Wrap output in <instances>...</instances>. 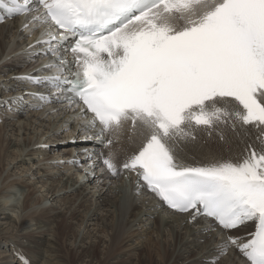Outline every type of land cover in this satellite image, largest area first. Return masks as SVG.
Returning a JSON list of instances; mask_svg holds the SVG:
<instances>
[{
	"label": "snow or ice",
	"instance_id": "obj_1",
	"mask_svg": "<svg viewBox=\"0 0 264 264\" xmlns=\"http://www.w3.org/2000/svg\"><path fill=\"white\" fill-rule=\"evenodd\" d=\"M0 10L28 16L30 34L43 29L37 43L57 75L26 78L49 86L43 104L83 105L92 114L84 131L104 148L126 132L142 138L123 160L93 154L111 175L135 174L193 221L226 231L254 222L247 236L227 235L217 255L235 247L246 264H264V0H0ZM237 125L260 131L259 151L239 162H178L179 141Z\"/></svg>",
	"mask_w": 264,
	"mask_h": 264
},
{
	"label": "bare ground",
	"instance_id": "obj_2",
	"mask_svg": "<svg viewBox=\"0 0 264 264\" xmlns=\"http://www.w3.org/2000/svg\"><path fill=\"white\" fill-rule=\"evenodd\" d=\"M26 20L0 24V264H23L13 255L18 251L34 264H64L65 247L80 264H94L96 250L100 264H246L234 247L217 254L227 235L245 236L254 222L224 233L211 222L190 223V216L168 212L135 174L113 176L93 155L116 152L123 160L139 150L141 137L129 139L126 132L104 148L84 131V108L35 98L34 92L50 91L26 78L42 79L56 58L37 43L43 29L23 30ZM260 136L252 126L197 130L195 140L177 143V160L239 162L260 150ZM19 192L23 201L16 204Z\"/></svg>",
	"mask_w": 264,
	"mask_h": 264
},
{
	"label": "rangeland",
	"instance_id": "obj_3",
	"mask_svg": "<svg viewBox=\"0 0 264 264\" xmlns=\"http://www.w3.org/2000/svg\"><path fill=\"white\" fill-rule=\"evenodd\" d=\"M63 146V145H62ZM20 195V196H19ZM20 197V198H19ZM22 197V198H21ZM19 199V200H18ZM21 200L23 201V195H22V193L21 192H19L18 193V197H16V200H14L15 201V203L17 204V203H21ZM75 222V221H74ZM73 222V223H74ZM77 227V226H76ZM26 242V243H25ZM23 243H25V244H23V245H28L29 244V242H28V240H26V239H23ZM69 247H65L64 248V250H63V256H64V264H69V263H65L66 262V258H69V256H70V260H71V264H80V262H79V260H77V259H74L75 258V256H74V254H73V251H71L70 249H68ZM22 249V248H21ZM26 249H27V247H26ZM22 250H24V248L22 249ZM1 251V250H0ZM3 251V250H2ZM26 251V250H25ZM38 253V252H37ZM36 253V254H37ZM13 255H15V256H17L16 258H18L19 259V261H20V257L22 256V257H24L25 255H22L21 253H19V251L16 253V254H13ZM39 255V254H38ZM27 256V255H26ZM25 256V259L28 261V260H30L31 261V259L29 258V257H26ZM33 256H34V254H33ZM94 256H95V261H94V264H100V263H98L99 262V257H100V251L99 250H96L95 251V253H94ZM97 257V258H96ZM29 258V259H28ZM73 258V259H72ZM33 261V260H32ZM31 261V264H34L33 262ZM23 263V262H22ZM58 264H62V262H60V263H58Z\"/></svg>",
	"mask_w": 264,
	"mask_h": 264
}]
</instances>
